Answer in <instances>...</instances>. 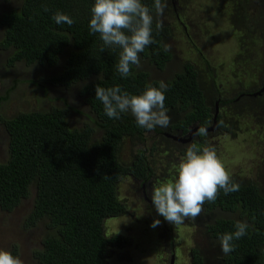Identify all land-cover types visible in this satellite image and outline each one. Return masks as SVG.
<instances>
[{"label":"trees","instance_id":"trees-1","mask_svg":"<svg viewBox=\"0 0 264 264\" xmlns=\"http://www.w3.org/2000/svg\"><path fill=\"white\" fill-rule=\"evenodd\" d=\"M249 2L240 0L242 9ZM93 3L94 0H22L19 9L0 16V27L4 29L0 46L14 50L11 63L54 67L65 57L63 71L47 82L67 89L85 82L82 94L95 116L92 125L81 128L70 126L67 107L0 118L9 135V159L0 164V210L15 211L31 197L33 188L35 198L25 228L46 224L50 231L42 247L33 251L35 264H109L110 250L126 243L119 235L109 237L105 228L108 219L126 211L119 197V182L127 175L147 180L154 170L152 161L145 162L144 150L139 152V162L125 165L121 161L123 141L138 137L145 143L148 130L138 127L130 113L122 114L119 120L109 119L101 102L95 99V89L98 84L105 88L119 85L139 95L149 84L158 87L160 81L152 80L140 65L148 63L156 71L166 69L174 56L166 44L168 26L153 15L157 11L155 0H143L153 17L154 42L140 53V64L131 69L132 74L121 78L116 70L120 49L105 47L99 34L89 31ZM57 11L68 14L74 23L57 25L52 20ZM240 13L236 16L241 17ZM247 17L241 18L247 22ZM242 19L236 25L247 29ZM200 72L187 63L181 72L167 78L165 107L171 114L182 109L187 119L206 125L213 114L199 86ZM97 129L103 131V136L93 142ZM230 177L239 189L227 195L218 190L217 198L206 200L202 210H221L238 218L215 219L206 225V232L219 243L218 235L233 232L238 222L244 223L246 235L234 241V251L225 255L219 244L221 260L225 264H264V194L258 184L240 181L237 175ZM11 253L19 256L17 245ZM200 253L192 249L191 264H206Z\"/></svg>","mask_w":264,"mask_h":264},{"label":"rangeland","instance_id":"rangeland-1","mask_svg":"<svg viewBox=\"0 0 264 264\" xmlns=\"http://www.w3.org/2000/svg\"><path fill=\"white\" fill-rule=\"evenodd\" d=\"M177 1V0H175ZM203 1V8L201 10L193 3L187 4V11L185 13L186 23L188 26V33L192 38L189 42L186 38V33L182 27H178L174 16L170 13L173 6L167 11V16L162 18L168 24L170 23L173 30V38L169 43L171 50L174 52L175 59H172L164 71H160L150 66L148 63L140 65V68L151 75V79L165 81L167 78L181 72L183 70V61L191 60L190 63L194 66H202L204 62L210 65L215 63L216 66L222 68L217 64V61H228L225 59V52L229 50V55L235 51L236 44H243L246 46L249 61L254 63L259 62V55L264 57V33L259 36V25H264V0L259 3V0H250L242 9L240 0L237 1V6L234 2L228 3L219 0H199ZM194 4V5H193ZM22 6V0H0V16L3 13L11 10L19 9ZM240 9L238 11L237 9ZM246 8V9H245ZM194 9V10H192ZM239 12L248 15L247 22H243L238 15ZM160 18V16H159ZM242 19V23L246 24L251 30L239 29L235 22ZM214 35L218 39L213 38ZM4 36V29L0 27V42ZM260 37V38H259ZM193 39L197 42L198 47L193 46ZM224 43V44H222ZM240 46V44L238 45ZM200 50V52L197 51ZM244 49V48H243ZM9 53L3 52L0 48V95L5 91L17 85V88L10 92L6 97V101L1 108V114L5 118H12L19 113L33 112V111H48L51 108H64L69 110L68 122L72 128H81L85 124L93 123L95 116L91 113L87 98L82 93L85 82H80L65 87L57 86L47 82L48 79L60 74L65 65V57L61 62L49 67L41 64L28 65L25 62H17L12 68L8 65ZM211 62V63H210ZM259 67V64H258ZM197 68V67H196ZM253 80L258 82V77L253 76ZM248 87H252L251 83L244 81ZM239 88H242L239 85ZM239 91L237 93L239 94ZM259 99V97H258ZM258 104L254 106L252 115H248V110L241 111L238 115L232 118L228 124L234 130L235 137L223 132V138L219 136L218 142L214 143V149L218 158L220 157L223 165L228 166L232 175H237L240 181H251L259 185V188L264 194V113L259 114V100L255 101ZM262 105L261 107H263ZM248 115V116H247ZM173 116V114H172ZM225 124V123H224ZM260 129V131H259ZM261 134V139H259ZM151 135L153 133L151 132ZM0 136H3L0 130ZM103 136V131L97 129L93 136V142H97ZM5 140L0 141V163H4L9 159V135L4 132ZM220 139H222L220 141ZM124 147L121 152V161L125 164L130 163L138 150H144L147 147H142V144L133 142L130 139L124 141ZM148 146L152 145L149 138ZM199 146V145H198ZM156 160V170L159 175H173L175 169L173 168L171 159H167L164 154L162 145H159ZM5 150V151H4ZM146 155L150 158V153L146 151ZM259 158H261L259 160ZM170 166L172 167L170 172ZM133 181L131 179H124L120 185V196L130 202V197L134 195ZM31 197L23 201L22 205L11 213L0 210V249L11 252L14 246L17 245L19 249V257L23 264H35L33 261V251L42 247L43 239L50 233L46 224H41L33 229H26V217L33 208L35 191L31 189ZM134 206V204L131 202ZM212 213L214 215H212ZM197 224H193V219H186L184 223L177 226L175 232L176 242V256L175 264H191V251L193 248H198L206 258V264H225L218 252L219 243L212 240L207 234L206 225L211 221L220 218H238L230 213L221 210H215L208 213L198 215ZM159 220L158 226L164 229L166 233L168 221H161V216L157 213L147 214L145 211H132V215L124 218V220L133 222V224L124 225L121 231L123 235L129 237L133 246L131 253L135 260L140 264H155L159 258L164 259L160 264H170L171 252H166L165 255L155 257L154 262L151 261V245L153 246V234L156 227H153L154 221ZM170 224V223H169ZM118 221H111L107 224L109 232L115 231L118 227ZM152 235V236H150ZM167 237V234H165ZM158 238L162 242L164 238L158 234ZM168 239V237H167ZM120 251H114V258L120 263L123 259ZM130 259V258H126ZM150 259V262L146 261ZM136 261L130 264H135Z\"/></svg>","mask_w":264,"mask_h":264},{"label":"clouds","instance_id":"clouds-1","mask_svg":"<svg viewBox=\"0 0 264 264\" xmlns=\"http://www.w3.org/2000/svg\"><path fill=\"white\" fill-rule=\"evenodd\" d=\"M155 8L162 11L160 0H155ZM90 12V33L99 34L105 47L120 49L116 70L121 78L129 77L131 69L140 64V53L154 42L153 17L149 8L143 0H94ZM52 20L57 25L71 26L74 23L72 17L60 11L53 14ZM167 88L168 85L160 81L158 87L149 84L141 94L133 95L119 85L105 88L98 84L95 99L101 102L109 119L119 120L122 114L130 113L138 127L153 130L166 128L170 123L165 107ZM204 131L198 129V132ZM238 189L239 185L232 181L215 150L208 147L201 150L191 144L175 165L173 177L157 181L150 195L156 212L173 225H179L186 219L196 218L206 200L217 198L218 190L227 195ZM159 223L156 220L152 226ZM244 235L246 225L240 222L233 232L218 235L221 252L227 255L234 251V241ZM0 264H23V261L19 256L0 249Z\"/></svg>","mask_w":264,"mask_h":264},{"label":"flooded vegetation","instance_id":"flooded-vegetation-1","mask_svg":"<svg viewBox=\"0 0 264 264\" xmlns=\"http://www.w3.org/2000/svg\"><path fill=\"white\" fill-rule=\"evenodd\" d=\"M219 1H225L228 3L234 2L237 6L238 0H219ZM162 11L158 12L156 11V14L153 15L156 18H159V21L164 24L165 26H168V30L170 32V35L168 39L166 40L167 47L169 49V43L173 38V30L174 27L170 26L171 24L167 23L163 20L161 21L164 16H167V11L170 9V6L172 5L173 8L170 10V13L174 16L175 22L177 26L182 27L186 33V38H188L189 42L192 41L191 36L188 33V26L185 17V13L187 11V4L193 2L199 10L203 8V1L199 0H160ZM193 4V5H194ZM194 10V9H192ZM238 10V9H237ZM240 11V10H239ZM241 17L242 13H240ZM234 16H236L234 14ZM233 22L236 23L235 19H232ZM244 22V21H243ZM242 24V23H241ZM245 25V24H244ZM263 25H259V36H261L264 33V30H261ZM246 28V27H245ZM241 28V29H245ZM251 29L248 27L246 31H250ZM213 38L218 39L217 35H214ZM260 38V37H259ZM224 44V43H222ZM240 44V46H238ZM236 44L235 51L229 55V50L225 52V59H228V61H217V64L220 66H223L222 68H219V66H216L214 62L213 64H209L207 62H204L202 66H197V68L200 69V89L202 90L205 103L208 104V106L211 108V112L213 114L212 120L204 125L195 119H187L185 117V111L182 109H179L180 112L173 113V116L171 113H168L170 116V123L166 128H160L157 127L153 130H148L146 132L147 141L145 143H142L138 137L134 138H126L130 139L133 142L142 144V147H147L144 149V151H147L150 153V158L147 156L145 158V162L152 161V164L154 166V170L152 174L149 176L150 178L145 179H135L131 175H127L124 178H122L118 185V192L119 197L122 203L125 205L126 211L124 214H122L120 217H115L108 219L106 221L105 226L107 227V224L111 221H118L119 225L115 229V231L107 230V235L115 236L119 235L122 237V239L126 242L123 243V246H119L117 244L110 250V254L108 256L109 264H130L136 261L135 264H140L135 258L133 257L131 253V248L133 246V243L131 242V239L122 233L116 232L121 231V228L124 225L133 224V222H129L124 220V218L129 217L132 215V211H145L147 214H153L157 213L152 201H151V191L153 188V185L157 181H163V180H170L173 175H169V170H167V175H160L159 177L157 170H156V160H157V152L159 145H162L164 148H162L164 154H168L169 156H165L167 159H171L173 168L175 169V165L178 164L180 158L184 155L187 147L191 144H194L197 149H203L205 147H208L210 149H214V143L218 142V139H215L216 137L223 138V132L232 135L235 137V132L237 130H234L230 125H228L232 118L235 116V113L238 115L243 110H248V115H252V110L255 107L258 106V104L255 103V101L259 100V114L264 113V57L259 55V62L256 61L254 63L250 62L248 52L246 51L245 47H241V43ZM193 46L198 47L197 42L193 39ZM1 50L3 52L9 53L8 65L12 68L15 67L16 63H11V58L14 53L13 49H4L0 46ZM198 52H200L199 49H197ZM174 54V52H173ZM172 59H175L173 56ZM171 59V60H172ZM183 67L185 64L188 63V61H183ZM191 60H189V63ZM211 63V62H210ZM259 64V67H258ZM194 65V64H193ZM253 76L258 77V82L253 80ZM249 82L251 85H254L252 87H248L247 84H243V82ZM239 85L242 86V88H239ZM17 88V85H13L12 87L8 88L3 95H0V110L3 106V103L7 100L6 97L10 94L11 91L15 90ZM2 89V86H0V90ZM240 92L239 94L237 91ZM259 97V99H258ZM29 113V112H24ZM21 114V113H19ZM19 114L15 115L14 117L18 116ZM247 115V116H248ZM4 118L3 114H1L0 111V118ZM13 118V117H12ZM10 119V118H7ZM219 121V123H218ZM225 123V124H224ZM198 129H205L204 132H198ZM0 130L3 133L6 132V129L4 125L0 122ZM260 131V129H259ZM151 132L153 135H151ZM261 134H264L262 131H260ZM7 133V132H6ZM261 134H259V139H261ZM8 135V134H7ZM3 136H0V141L5 140V138H2ZM151 140L152 145L148 146V140ZM125 139V141H126ZM224 139V138H223ZM222 139H220L221 141ZM199 145V146H198ZM218 151L217 149H215ZM5 151V150H4ZM143 150H138V154L134 157V159L125 165L132 164L134 162H139L140 156L139 152ZM0 154H2L0 149ZM1 156L0 158H2ZM220 159V157H219ZM261 158H259L260 160ZM5 163V162H4ZM3 164V163H0ZM225 166V165H224ZM227 171L229 172L230 176H233L231 172L228 170L230 169L228 166H225ZM172 167L170 166V172ZM238 177V176H237ZM124 179H131L133 181V192L134 195L131 196L130 202L122 198L120 196V185ZM131 202L134 204V206L131 204ZM204 211L202 210L201 214H203ZM158 214V213H157ZM159 215V214H158ZM212 215H214L212 213ZM160 216V215H159ZM161 221H167L161 216ZM199 217L197 216L194 218L193 224H197L196 220ZM191 219V218H190ZM155 221V219H154ZM163 221V222H164ZM212 222V221H211ZM210 222V223H211ZM170 223V222H169ZM166 223V233L164 232V229L158 225H156L155 233L153 234V243L154 245H151V261L154 262L155 257H160L166 254L167 251L169 253L171 252V262L173 260V263L175 264V256H176V242H175V232L177 230V226L179 225H173L172 223ZM158 234L164 240L161 242L158 238ZM167 234V237L165 236ZM152 236V235H150ZM198 249V248H197ZM199 250V249H198ZM114 251H120L122 254L121 257H123L122 261L119 263L113 256ZM201 252V251H200ZM202 256L205 255L201 252ZM130 258V259H126ZM164 259L159 258V261L154 262L155 264H160L161 261ZM146 261L150 262V259H147ZM206 261V258H205ZM170 262V264H171Z\"/></svg>","mask_w":264,"mask_h":264},{"label":"water","instance_id":"water-1","mask_svg":"<svg viewBox=\"0 0 264 264\" xmlns=\"http://www.w3.org/2000/svg\"><path fill=\"white\" fill-rule=\"evenodd\" d=\"M171 264H174V263H173V260H172Z\"/></svg>","mask_w":264,"mask_h":264}]
</instances>
